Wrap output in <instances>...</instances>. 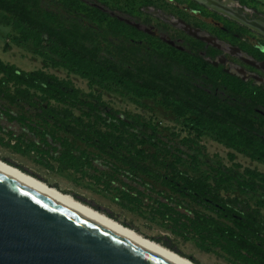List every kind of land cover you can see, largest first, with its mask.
I'll return each instance as SVG.
<instances>
[{
	"label": "rangeland",
	"instance_id": "obj_1",
	"mask_svg": "<svg viewBox=\"0 0 264 264\" xmlns=\"http://www.w3.org/2000/svg\"><path fill=\"white\" fill-rule=\"evenodd\" d=\"M242 1L249 10L248 18L263 19L264 0ZM26 2L70 45L244 132L264 136V107L251 100L253 86L264 91V71L235 55L244 54L238 51L241 49L263 52L264 35L258 31L197 0ZM92 8L145 35L138 38L122 34L98 23L92 17ZM16 35L15 26L6 23L0 14L2 62L70 80L75 88L98 96L111 109L142 116L157 126L169 145V153L165 157H138L131 137L122 141L126 148L120 149L87 143L83 137L89 131L120 134L81 116L76 109L45 99L33 89L20 86L21 90H16L10 84L6 90L0 88V160L196 264H233L229 256L199 247V238L191 227L196 215L228 225L232 220L252 225L257 238H249V248L264 256V185H252L242 176L245 169L264 174L263 163L235 152L208 134L198 135L187 122L189 115L176 117L171 110L149 100L143 106L137 105L125 93L100 88L63 68L52 67L31 46L16 43ZM207 46L219 50L220 55L207 58ZM234 67L243 72L234 73ZM229 68L240 77L246 74V84L235 87L217 77L221 70L230 74ZM143 149L147 154L154 153L149 145ZM65 150L80 159L75 167L63 170L58 158ZM157 159H165L166 171H161V177L175 184L178 192L164 187L161 179L142 173L145 169L156 175ZM218 176L223 182L215 179ZM229 178H237L238 187H230Z\"/></svg>",
	"mask_w": 264,
	"mask_h": 264
},
{
	"label": "trees",
	"instance_id": "obj_2",
	"mask_svg": "<svg viewBox=\"0 0 264 264\" xmlns=\"http://www.w3.org/2000/svg\"><path fill=\"white\" fill-rule=\"evenodd\" d=\"M26 1L28 0H0L2 19L16 28L17 35L14 37L16 43L31 46L34 52L44 56L52 67L63 68L100 88L129 95L137 105L143 106L145 101L149 100L171 110L176 117L189 115L187 122L198 135L208 134L215 141L235 152L245 154L251 160L264 164V136L244 132L233 123L207 113L197 105L169 94L157 86L138 80L112 64L70 45L61 39L56 30L50 29L46 20L39 15V11ZM91 12L93 19L100 24H106L114 31L138 38L145 35L134 26L116 18H109L99 9L92 8ZM205 53L211 59L220 54L218 50L208 46ZM248 53L259 61L264 60V55L260 53L250 51ZM203 64L210 66L208 62H203ZM217 77L224 82L235 84V87L246 84L222 70L217 74ZM10 84L16 86V90H21L20 86L33 89L45 99L76 109L81 116L92 118L94 122L117 130L120 134V136H114L101 130L89 131L83 137L87 143L120 149L126 148L122 141L131 137L136 142H133V149L135 150L134 154L138 157H157L159 154L165 157L169 153V145L157 130L156 125L146 122L140 115H130L111 109L98 96L83 93L75 88L70 80L59 79L44 70H20L14 65L6 64L0 60V88L6 90ZM251 100L256 105L264 107V91L260 87L253 86ZM125 133L126 138L122 137ZM147 145L154 149V153L147 154L145 152L143 147ZM230 156L232 157V155ZM79 159V156L70 150H65L58 158V165L63 170L70 169L79 163ZM155 163L157 165L156 175L145 169H142V173L154 179H161V184L164 187L178 192L179 189L175 184H171L167 179L161 177V171L166 169L165 159H157ZM242 176L252 185L254 183L264 185L263 173L245 169ZM215 179L218 180L219 176ZM218 182H223L222 176ZM229 183L230 187H238L237 178H229ZM193 199L195 200V198ZM251 226L236 220H232V225H228L225 222L198 215L191 221V227L199 238L198 245L202 250L223 253L229 256V260L233 264H264V256L254 253L249 248V245L252 244V240L249 238H257V231L252 232Z\"/></svg>",
	"mask_w": 264,
	"mask_h": 264
},
{
	"label": "water",
	"instance_id": "obj_3",
	"mask_svg": "<svg viewBox=\"0 0 264 264\" xmlns=\"http://www.w3.org/2000/svg\"><path fill=\"white\" fill-rule=\"evenodd\" d=\"M197 1L264 34L263 22L217 0ZM0 264L167 263L0 176Z\"/></svg>",
	"mask_w": 264,
	"mask_h": 264
},
{
	"label": "bare ground",
	"instance_id": "obj_4",
	"mask_svg": "<svg viewBox=\"0 0 264 264\" xmlns=\"http://www.w3.org/2000/svg\"><path fill=\"white\" fill-rule=\"evenodd\" d=\"M0 176L85 219L167 264H196L171 249L142 236L137 231L122 225L104 213L80 202L71 195L49 186L45 182L2 160H0Z\"/></svg>",
	"mask_w": 264,
	"mask_h": 264
},
{
	"label": "flooded vegetation",
	"instance_id": "obj_5",
	"mask_svg": "<svg viewBox=\"0 0 264 264\" xmlns=\"http://www.w3.org/2000/svg\"><path fill=\"white\" fill-rule=\"evenodd\" d=\"M218 2H221V3H223L224 5H226V6H228L229 8H231V9H234V10H237L240 14H243L247 19H249V20H257V21H260V22H263L264 23V17H263V19L262 20H259V19H256V18H248L246 15L248 14V12H249V10L246 8V7H243L245 4H244V2L242 1V0H237V1H234V0H217ZM199 2V1H198ZM201 3V2H200ZM231 3V4H230ZM204 4V3H203ZM217 9V8H216ZM218 11H220V12H222V13H224V14H226V15H228L231 19H233V20H235V21H237V22H239V23H241V24H243V25H246V24H244L243 22H241L240 20H238L237 18H235V17H233L232 15H230L229 13H226V12H224L223 10H220V9H217ZM247 26V25H246ZM249 27V26H248ZM249 28H251V27H249ZM251 29H253V28H251ZM254 30H256V29H254ZM256 31H258V30H256ZM259 32V31H258ZM260 33V32H259ZM262 34V33H261ZM264 35V34H263ZM218 40V39H217ZM221 41V40H220ZM223 42V41H222ZM225 43V42H224ZM227 44V43H226ZM230 46V45H229ZM218 48V47H217ZM220 49V48H219ZM221 50V49H220ZM238 50V49H237ZM219 51V50H218ZM238 51H240V52H243L244 54H241V53H238V52H236V54L235 55H238V56H240L241 57V59L243 60V61H245L246 63H248V64H251V65H253L254 67H256V68H261V69H263V71H264V60H257V59H255L252 55H250L249 53H248V51H245V50H243V49H241V50H238ZM220 52V51H219ZM255 53H260V54H262V55H264V50H263V52H259V51H257V52H255ZM220 54H218L217 56H215L214 58H216V57H218ZM207 57V56H206ZM207 58H209V59H211L210 57H207ZM213 58V59H214ZM220 59V58H219ZM254 61L256 62V63H258V64H255L254 63ZM232 71L234 72V73H239V74H241L243 71L240 69V68H233L232 69ZM228 72L231 74V75H234V76H236V77H238V79H240V80H242L243 81V79L244 80H246L247 79V75L245 74V76L244 77H240V76H238V75H235V74H233L231 71H230V68L228 69ZM262 82H264L263 80H262ZM262 163V162H261Z\"/></svg>",
	"mask_w": 264,
	"mask_h": 264
}]
</instances>
